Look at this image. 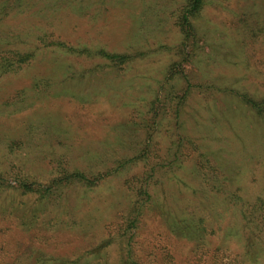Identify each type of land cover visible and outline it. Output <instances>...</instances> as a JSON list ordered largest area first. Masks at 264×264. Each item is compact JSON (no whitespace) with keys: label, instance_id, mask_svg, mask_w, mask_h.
<instances>
[{"label":"rangeland","instance_id":"rangeland-1","mask_svg":"<svg viewBox=\"0 0 264 264\" xmlns=\"http://www.w3.org/2000/svg\"><path fill=\"white\" fill-rule=\"evenodd\" d=\"M187 4L0 0V58L31 54L0 67V264H234L255 242L264 0Z\"/></svg>","mask_w":264,"mask_h":264},{"label":"trees","instance_id":"trees-1","mask_svg":"<svg viewBox=\"0 0 264 264\" xmlns=\"http://www.w3.org/2000/svg\"><path fill=\"white\" fill-rule=\"evenodd\" d=\"M201 5H202V0H189V4L186 5V8L182 12L183 21L187 22L189 16L198 13V11L201 8ZM10 54H11L9 55L10 57L5 56L0 58V60H2V63L0 62V67L3 72H6L14 67H19L21 64L31 59V54L29 52L18 51V50L14 51V49H12V51H10ZM109 57L121 58L118 55H109ZM4 59L5 61L8 62V64L4 63ZM249 102L256 107L255 103H253L251 100H249ZM138 192H140V190ZM255 223H257V221H255ZM257 224L261 227L259 234L262 233L261 235H263L264 223H260L258 221ZM259 234L256 235V237L254 238L255 242L256 239L260 236ZM262 238L263 236H261L260 240L257 242V245L255 242L251 243V238H249L247 243L245 244L246 250L243 252V254H235L234 264H260L261 258H264V254L260 252V251H264V246L260 245L262 242Z\"/></svg>","mask_w":264,"mask_h":264}]
</instances>
